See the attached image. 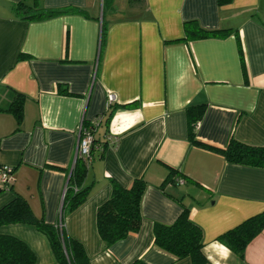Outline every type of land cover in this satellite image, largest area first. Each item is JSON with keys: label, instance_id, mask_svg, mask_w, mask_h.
I'll return each mask as SVG.
<instances>
[{"label": "crops", "instance_id": "1", "mask_svg": "<svg viewBox=\"0 0 264 264\" xmlns=\"http://www.w3.org/2000/svg\"><path fill=\"white\" fill-rule=\"evenodd\" d=\"M17 1L0 0V108L14 93L24 96L19 125L0 112V166L13 167L0 208L20 195L36 217L57 223L79 127L102 117L89 195L63 218L88 264H193L154 245L153 224L173 223L183 207L202 231L200 264H264V230L243 257L217 240L264 211V168L191 144L186 116L187 107L203 106L195 137L210 146L223 148L231 136L264 146V0H112L108 7L105 0H27L84 11L38 20L17 16ZM190 20L230 33L184 41ZM64 88L69 94L58 91ZM108 94L115 109L105 123ZM169 168L181 183L164 182ZM137 178L146 184L139 230L104 249L96 211L110 195V179L129 187ZM0 234L24 242L34 264H56L32 225H0Z\"/></svg>", "mask_w": 264, "mask_h": 264}, {"label": "trees", "instance_id": "2", "mask_svg": "<svg viewBox=\"0 0 264 264\" xmlns=\"http://www.w3.org/2000/svg\"><path fill=\"white\" fill-rule=\"evenodd\" d=\"M232 0H216L218 6L231 3ZM112 0H105L104 6L108 7ZM14 13L27 20H38L51 18L62 14H83V10L74 6L60 8H44L36 2L19 0L13 6ZM230 33V29H204L194 20L183 22V39L190 41L194 39L219 38ZM106 26H101V43H104ZM18 56V59L22 58ZM60 93L69 94L67 89H58ZM24 96L14 93L13 99L6 109L0 108V112L11 113L17 125L20 124L23 114ZM113 103V102H112ZM106 107L103 115L104 122L107 123L113 109V104ZM127 104L125 106H132ZM203 113V106H189L186 108L188 121V137L191 144L210 150L221 155L225 161L253 168H264V146H252L239 142L234 137H230L228 143L223 148H217L205 144L195 137L199 121ZM98 125L93 132V141L89 151L88 163L77 158L70 169L68 175L63 201L61 205L60 218L57 223L49 224L43 216L36 217L26 199L20 195H15L13 200L0 208V225L23 223L35 227L43 234L50 246L56 264H88L83 245L68 236L64 229L63 218L66 214L80 206L87 199L91 183H86L89 165L94 157L97 139L94 134L100 126L102 117H97ZM84 127H90L89 124ZM103 150V147L100 149ZM99 154V155H100ZM10 167L9 178L12 176L13 167ZM176 172L169 168L168 175L164 182L174 183ZM111 191L108 199L103 202L96 211L97 232L102 239L104 249H107L114 242L125 238L129 233L139 230L141 225L140 202L145 190L143 178L134 179L129 187H123L115 180L110 179ZM4 189H11V182L0 183V192ZM264 230V211L252 215L225 231L217 237V240L224 244L236 255L243 257L246 246L260 232ZM154 245L159 249L173 255L175 259L189 257L193 264H200L204 261L202 254V231L189 218V209L183 207L182 211L169 225L155 222L153 224ZM35 255L21 240L11 235L0 234V264H34ZM132 264H145L141 260H136Z\"/></svg>", "mask_w": 264, "mask_h": 264}, {"label": "built area", "instance_id": "3", "mask_svg": "<svg viewBox=\"0 0 264 264\" xmlns=\"http://www.w3.org/2000/svg\"><path fill=\"white\" fill-rule=\"evenodd\" d=\"M114 101L113 94L107 95L106 107ZM100 119L95 118L90 124V127L80 126L78 131V140L76 145V150L74 154V161L77 158L83 159L88 163L89 161V151L93 141V132L95 127L98 125ZM198 123H196V126ZM10 171L9 166H0V183L2 182H11V178H9L8 174ZM183 180L176 179L175 182L181 183Z\"/></svg>", "mask_w": 264, "mask_h": 264}]
</instances>
